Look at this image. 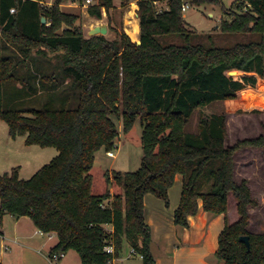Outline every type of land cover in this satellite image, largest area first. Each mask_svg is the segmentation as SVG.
Here are the masks:
<instances>
[{"label": "trees", "instance_id": "trees-1", "mask_svg": "<svg viewBox=\"0 0 264 264\" xmlns=\"http://www.w3.org/2000/svg\"><path fill=\"white\" fill-rule=\"evenodd\" d=\"M65 1L46 6L44 0H0V120L12 139L24 136L27 146L54 147L58 152L27 180L19 178L17 168L0 175V213L26 216L38 231L55 233L50 253L74 251L81 264H110L124 241L143 264H155L143 197L151 194L167 206L168 190L181 175L174 224L187 227L199 200L204 211L225 214L231 194L238 220L225 222L215 257L224 264H264V233L247 229V208L257 204L247 181L234 179L235 152L264 147V136L226 146L224 114L200 117L196 134L184 131L196 109L216 101L243 95L263 105L264 99L252 89L264 80V0L233 3L245 12L228 11L232 20L222 21L221 32L255 39L230 47L190 42L181 10L186 0H138L140 45L125 33L110 42L103 35L85 38L74 26L78 16L61 11ZM161 2L166 10L158 12L155 6ZM189 2L221 6L220 0ZM113 8V0H97L87 12L99 20L102 10L109 14ZM168 35L179 36L183 44L162 45L158 38ZM8 45L21 59L4 55ZM33 51L61 59L58 73L39 81L49 83V97L58 91V81H67L72 105L77 101L73 108L55 110L47 103L49 108L25 113L2 110V85ZM112 117L121 119L126 137L134 132L136 121L140 123L141 135L134 142L143 156L136 172H108L95 161L98 150L111 151L118 139ZM241 236L249 238V250L239 242ZM108 246L113 253L104 250Z\"/></svg>", "mask_w": 264, "mask_h": 264}, {"label": "rangeland", "instance_id": "rangeland-1", "mask_svg": "<svg viewBox=\"0 0 264 264\" xmlns=\"http://www.w3.org/2000/svg\"><path fill=\"white\" fill-rule=\"evenodd\" d=\"M78 1L82 5L85 3V0ZM113 1L118 2L119 0ZM235 1L236 0H220L221 6H196L191 4L189 0H186L184 4L187 5V8L182 12V17L186 23L187 31L192 35L190 42L192 44L201 43L205 46L230 47L236 43H245L252 38L255 39V37L251 35L221 32L220 26L222 21L230 22L232 20V16L227 14L229 13L228 11L237 14H243L245 12V9L240 11L236 9L237 4H233ZM53 2L54 0H44V5L51 6ZM64 4H69V0L65 1ZM94 4V0H91L89 7ZM122 4L123 6L119 8L115 6L109 14H102V18L99 20L91 17L88 12L84 14L83 10L80 8L69 10L60 7V9L65 13L78 16V20L74 23V26L81 29L85 38L89 37L88 32L90 28L98 24L107 27V32L103 36L108 42L115 40L120 33H125L128 38L132 36L131 39L133 41L129 39L131 42L135 43L133 36L137 32L138 24L134 18V14L131 13V15H128V18L126 17V32L124 31L123 17L125 12L130 8V5L125 6L126 4ZM155 7L156 10H163L165 5L164 3H157ZM137 10L138 9L135 10V14L138 18ZM58 33H61V30H59ZM138 39L139 37L137 41ZM158 40L162 45L183 44L182 39L177 35L160 36ZM4 55L15 61L17 60L16 57L21 59V55L12 45H8L7 48H5ZM61 64L62 62L59 57H54L52 54L43 57L36 54L35 51L32 52L28 59L20 61L17 69L13 73L12 79L2 85V110L25 113L26 111L49 108L45 106L47 103L54 107H50L51 109L55 110L63 106H67L66 108H73L77 101L72 105V90L67 81L63 83L58 81L60 87L56 94L51 97L48 96L50 93L46 91L48 88L46 86L49 83H44V81L40 80L42 84L39 81L40 77H51L52 73L57 74L58 69H61ZM30 88L33 89L31 90ZM35 89L36 92L38 91L37 94L35 93ZM249 89L252 88H247L245 91ZM252 91H254L256 97L264 99V80H258L256 87L252 89ZM64 102L66 105L63 104ZM213 114H224L226 116V146H232L237 141L251 140L264 136V103L259 107L256 105V100L254 98L244 99L243 95L241 98L238 96L236 99L216 101L196 109L189 118L184 131L186 133L196 134L200 117ZM112 119L119 131L118 139L114 144V148L111 149L114 157H108L104 149H100L95 153V161L108 172H119L121 174L136 172L141 165L143 156L141 146L134 142V139H139L141 135L142 129L140 123L136 121L133 126L134 132H132V135L126 137L123 133L121 119L116 117H112ZM0 125L2 128H8L7 124L2 120H0ZM0 149H2L1 146ZM26 153L27 154H25L24 151L21 152V158L17 161L20 162L19 165L26 168L28 163H36V168L39 167V169L47 165L58 154L54 147L41 148L39 146H32L31 151H27ZM0 159H2V156ZM234 164L235 181L238 183L241 180L247 181L251 196L257 204L255 207H250L251 219L248 221V225H252V227L257 226L258 229H262L264 228V147H246L239 149L234 154ZM16 168L19 172V167ZM33 170L30 171L33 172L31 174L22 172L20 177L29 179L35 174ZM231 201L236 202L233 197ZM4 219L6 221L7 218ZM124 249L127 254H129V250H126L127 248L122 246L120 255L121 252H124ZM10 261L11 264H21V255L16 256Z\"/></svg>", "mask_w": 264, "mask_h": 264}, {"label": "crops", "instance_id": "crops-1", "mask_svg": "<svg viewBox=\"0 0 264 264\" xmlns=\"http://www.w3.org/2000/svg\"><path fill=\"white\" fill-rule=\"evenodd\" d=\"M86 1V0H85ZM138 0L113 1L114 7H121L122 3L130 5L123 17L124 31L126 32L125 20L131 13L137 21V32L133 39L137 41L139 37V20L135 10L138 9ZM97 4V0H94ZM164 3L166 10V4ZM44 4V2H43ZM94 4V5H95ZM78 0H69V4H62L61 8L76 10L78 8L87 13L89 5H83ZM158 10V12L163 11ZM70 14V13H69ZM105 15V11L102 10ZM127 17V18H126ZM95 26H98L96 24ZM91 27L90 29L94 28ZM127 34V33H126ZM132 37V36H131ZM139 40V39H138ZM49 56V55H48ZM0 175L9 173L13 168L19 167V178L22 172L36 173V163H28L26 168L17 162L21 158V152L31 151L32 146L25 145V137H10L9 129L0 125ZM17 157V158H16ZM16 163V164H15ZM18 163V164H17ZM37 170H36V169ZM33 175V174H32ZM27 180V179H24ZM182 188V176L176 175L172 187L168 190V205L151 194L143 197L144 221L150 227L151 241L150 251L155 264H224L223 261L215 257L218 249V237L222 232L225 222L231 224L238 220L236 212V202L231 201L232 195L228 196V208L225 214L214 215L202 209V202L198 201V211L193 216H188L187 227H180L174 224V211L179 205ZM112 193V189H109ZM231 196V197H230ZM234 199V198H233ZM233 202V203H232ZM250 206L247 208L249 220L251 219ZM4 218H7L6 221ZM107 231L112 228L107 226ZM248 231L252 234H263L264 228L258 229L248 225ZM56 243L55 233L39 234L28 217L16 218L12 215L0 213V264H11V259L21 255V264H50L46 255ZM122 246L129 250V254L119 253L116 264H143L140 255L133 254L132 249L124 241ZM64 257L56 264H81L78 255L74 251L63 252ZM135 256V257H134Z\"/></svg>", "mask_w": 264, "mask_h": 264}, {"label": "built area", "instance_id": "built-area-1", "mask_svg": "<svg viewBox=\"0 0 264 264\" xmlns=\"http://www.w3.org/2000/svg\"><path fill=\"white\" fill-rule=\"evenodd\" d=\"M85 3L88 6V5L91 4V0H86ZM186 8H187V5L186 4H183L182 5V8H181L182 12H184L186 10ZM13 13H14V9H11L10 10V14H13ZM106 155L108 157H110V158H113L114 157V154L111 151L107 152ZM39 234H44V233H42V232L39 231ZM104 250L107 253H113V247L112 246L105 247ZM132 253L135 254L133 251H132ZM63 257H64V253L63 252L49 253V254L46 255V259L48 260V262L50 264H56V262L58 260H60L61 258H63ZM141 259H142V257H141ZM115 262H116V259H112L111 262H110V264H116Z\"/></svg>", "mask_w": 264, "mask_h": 264}, {"label": "water", "instance_id": "water-1", "mask_svg": "<svg viewBox=\"0 0 264 264\" xmlns=\"http://www.w3.org/2000/svg\"><path fill=\"white\" fill-rule=\"evenodd\" d=\"M45 23V19L42 18V24ZM107 32V27L105 25H98L94 28L90 29L88 32L89 37L95 36V35H105ZM136 45H140V41H135ZM239 242L244 244L246 249L249 250L250 244H249V238L247 236H241L239 237Z\"/></svg>", "mask_w": 264, "mask_h": 264}]
</instances>
